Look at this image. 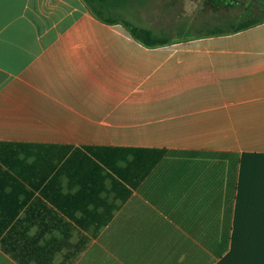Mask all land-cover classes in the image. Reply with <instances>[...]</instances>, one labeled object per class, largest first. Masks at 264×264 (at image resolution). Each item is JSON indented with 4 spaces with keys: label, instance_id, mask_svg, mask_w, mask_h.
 I'll return each mask as SVG.
<instances>
[{
    "label": "crops",
    "instance_id": "1",
    "mask_svg": "<svg viewBox=\"0 0 264 264\" xmlns=\"http://www.w3.org/2000/svg\"><path fill=\"white\" fill-rule=\"evenodd\" d=\"M115 18L0 0V264H264V21Z\"/></svg>",
    "mask_w": 264,
    "mask_h": 264
},
{
    "label": "rangeland",
    "instance_id": "2",
    "mask_svg": "<svg viewBox=\"0 0 264 264\" xmlns=\"http://www.w3.org/2000/svg\"><path fill=\"white\" fill-rule=\"evenodd\" d=\"M123 14L107 12L148 28L178 44L217 29L229 30L237 21H264V0H120ZM213 27H207V25Z\"/></svg>",
    "mask_w": 264,
    "mask_h": 264
},
{
    "label": "trees",
    "instance_id": "3",
    "mask_svg": "<svg viewBox=\"0 0 264 264\" xmlns=\"http://www.w3.org/2000/svg\"><path fill=\"white\" fill-rule=\"evenodd\" d=\"M88 6H90L93 10L94 15L98 18L113 24L118 22L116 18L106 17L107 9H109L112 4L116 0H85ZM120 1V0H119ZM109 13V12H108ZM261 21H251V20H244L242 22L237 21V23L229 30L217 29L209 32V34L217 35V34H226V33H234L239 32L244 29L250 28ZM122 24L128 29L131 36L148 47H157V46H164L169 43L168 38L156 35L152 30L140 26H136L128 21H122Z\"/></svg>",
    "mask_w": 264,
    "mask_h": 264
}]
</instances>
